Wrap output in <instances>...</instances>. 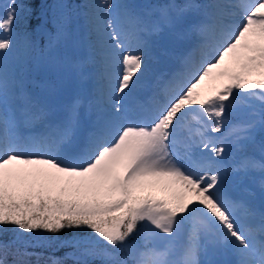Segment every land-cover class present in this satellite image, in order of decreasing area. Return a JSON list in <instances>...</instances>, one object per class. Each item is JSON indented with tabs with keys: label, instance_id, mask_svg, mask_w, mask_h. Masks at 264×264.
I'll return each instance as SVG.
<instances>
[{
	"label": "snow or ice",
	"instance_id": "1",
	"mask_svg": "<svg viewBox=\"0 0 264 264\" xmlns=\"http://www.w3.org/2000/svg\"><path fill=\"white\" fill-rule=\"evenodd\" d=\"M257 173L264 0L0 3V264H264Z\"/></svg>",
	"mask_w": 264,
	"mask_h": 264
},
{
	"label": "rangeland",
	"instance_id": "2",
	"mask_svg": "<svg viewBox=\"0 0 264 264\" xmlns=\"http://www.w3.org/2000/svg\"><path fill=\"white\" fill-rule=\"evenodd\" d=\"M3 0H0V3H2ZM137 3H146L148 0H136ZM233 3H240L241 0H232ZM191 36L188 35L182 40H175L170 37H165L159 41V45L157 50L153 53L152 57L150 58V68H149V75H151L153 72H169L177 68L179 58L183 55H185L188 51L191 49ZM162 50L166 52V54H162ZM199 55L194 57V61L198 62ZM217 84L219 81L216 82ZM212 82L206 81L203 88L205 92H208L211 90ZM74 90V85L69 84L65 93L57 98H55L54 103L56 105L62 104L67 101V99L70 97L72 91ZM193 126H195L193 122ZM210 135H216L209 133ZM237 153L235 150L229 151L227 154V160L234 159L236 157ZM238 181H233L230 185L231 190L235 191V194L239 195V187H238ZM252 192L254 194V203L257 207L261 206L262 203H264V192L259 187V173L256 174V178L254 180L249 181ZM155 195H166L163 191H155Z\"/></svg>",
	"mask_w": 264,
	"mask_h": 264
},
{
	"label": "trees",
	"instance_id": "3",
	"mask_svg": "<svg viewBox=\"0 0 264 264\" xmlns=\"http://www.w3.org/2000/svg\"><path fill=\"white\" fill-rule=\"evenodd\" d=\"M39 2V0H37V3ZM49 3H51V0H48ZM74 2H79V0H74ZM52 250H47L44 252V255L40 257V261H41V264H44V261L47 259V256L49 255V253L51 252ZM70 251V249H66V248H61L60 250L58 251H55L54 254L58 257H61V258H64L66 260V264H73V261L70 259V258H66L65 257V253ZM32 261H33V264H36V257H32L31 258ZM98 264V262H97Z\"/></svg>",
	"mask_w": 264,
	"mask_h": 264
},
{
	"label": "bare ground",
	"instance_id": "4",
	"mask_svg": "<svg viewBox=\"0 0 264 264\" xmlns=\"http://www.w3.org/2000/svg\"><path fill=\"white\" fill-rule=\"evenodd\" d=\"M191 42H192V44H194V42H195V37L194 36H191Z\"/></svg>",
	"mask_w": 264,
	"mask_h": 264
},
{
	"label": "water",
	"instance_id": "5",
	"mask_svg": "<svg viewBox=\"0 0 264 264\" xmlns=\"http://www.w3.org/2000/svg\"><path fill=\"white\" fill-rule=\"evenodd\" d=\"M233 192H234V191H233ZM156 243H157L158 245H161V246H162L163 241H156Z\"/></svg>",
	"mask_w": 264,
	"mask_h": 264
}]
</instances>
